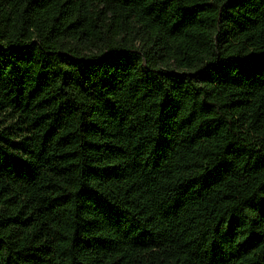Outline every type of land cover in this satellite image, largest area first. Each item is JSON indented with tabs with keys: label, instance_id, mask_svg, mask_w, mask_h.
<instances>
[{
	"label": "trees",
	"instance_id": "16d2710c",
	"mask_svg": "<svg viewBox=\"0 0 264 264\" xmlns=\"http://www.w3.org/2000/svg\"><path fill=\"white\" fill-rule=\"evenodd\" d=\"M0 264H264V0H0Z\"/></svg>",
	"mask_w": 264,
	"mask_h": 264
}]
</instances>
